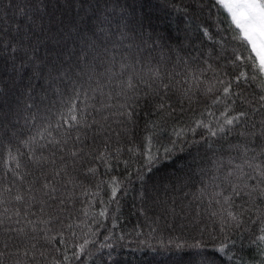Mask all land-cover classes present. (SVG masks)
<instances>
[{
	"label": "trees",
	"instance_id": "1",
	"mask_svg": "<svg viewBox=\"0 0 264 264\" xmlns=\"http://www.w3.org/2000/svg\"><path fill=\"white\" fill-rule=\"evenodd\" d=\"M237 33L216 0H0V264H264Z\"/></svg>",
	"mask_w": 264,
	"mask_h": 264
},
{
	"label": "snow or ice",
	"instance_id": "2",
	"mask_svg": "<svg viewBox=\"0 0 264 264\" xmlns=\"http://www.w3.org/2000/svg\"><path fill=\"white\" fill-rule=\"evenodd\" d=\"M216 3L231 17V23L238 29L236 38L251 49L254 57L250 55V58L253 59L254 66L264 73V0H216ZM224 91L227 93L228 89L225 88ZM72 119L75 120L76 117L73 116ZM237 119L238 117L226 119L225 123L231 125ZM149 162H152L151 157ZM261 240H264V236Z\"/></svg>",
	"mask_w": 264,
	"mask_h": 264
},
{
	"label": "rangeland",
	"instance_id": "3",
	"mask_svg": "<svg viewBox=\"0 0 264 264\" xmlns=\"http://www.w3.org/2000/svg\"><path fill=\"white\" fill-rule=\"evenodd\" d=\"M138 15V14H137ZM57 44H58V42H56ZM158 202H160V201H156V203H158Z\"/></svg>",
	"mask_w": 264,
	"mask_h": 264
}]
</instances>
